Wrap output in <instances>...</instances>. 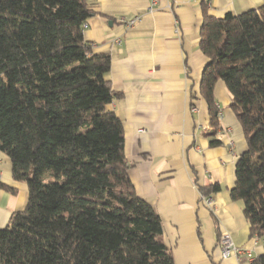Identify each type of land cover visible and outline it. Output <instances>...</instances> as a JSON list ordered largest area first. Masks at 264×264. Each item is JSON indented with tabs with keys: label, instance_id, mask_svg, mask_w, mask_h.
Wrapping results in <instances>:
<instances>
[{
	"label": "trees",
	"instance_id": "16d2710c",
	"mask_svg": "<svg viewBox=\"0 0 264 264\" xmlns=\"http://www.w3.org/2000/svg\"><path fill=\"white\" fill-rule=\"evenodd\" d=\"M95 13L87 0H0V151L28 189L0 229V264H175L159 215L129 179L122 122L106 109L110 55L83 37ZM199 34L209 144L220 143L213 89L222 80L246 142L229 197L242 201L250 234L264 237V4L204 11ZM219 189L199 187L203 196Z\"/></svg>",
	"mask_w": 264,
	"mask_h": 264
},
{
	"label": "crops",
	"instance_id": "0c3cea01",
	"mask_svg": "<svg viewBox=\"0 0 264 264\" xmlns=\"http://www.w3.org/2000/svg\"><path fill=\"white\" fill-rule=\"evenodd\" d=\"M96 11L83 29L93 53H108L106 74L115 94L106 109L123 125L128 176L138 197L159 215L162 238L175 264H250L264 254V237L250 234L243 203L231 200L235 163L246 150L231 96L217 80L219 128L210 146V119L200 91L207 58L199 49L204 11L213 17L257 8L264 0H87ZM137 18L128 25V21ZM0 229L24 209L27 184L14 180L11 161L0 151ZM219 184L202 200L199 187ZM241 248L223 258L218 236Z\"/></svg>",
	"mask_w": 264,
	"mask_h": 264
},
{
	"label": "built area",
	"instance_id": "2783aa9c",
	"mask_svg": "<svg viewBox=\"0 0 264 264\" xmlns=\"http://www.w3.org/2000/svg\"><path fill=\"white\" fill-rule=\"evenodd\" d=\"M158 0H148V10L152 11L156 7ZM137 18L129 20L127 23L131 25L135 22ZM84 28L87 27V23H84ZM201 200L207 205H212V200L209 196H201ZM218 246L221 252V256L223 258L231 257V256H239L242 253L241 248L236 247L231 238L226 233H221L218 236Z\"/></svg>",
	"mask_w": 264,
	"mask_h": 264
},
{
	"label": "rangeland",
	"instance_id": "374dc122",
	"mask_svg": "<svg viewBox=\"0 0 264 264\" xmlns=\"http://www.w3.org/2000/svg\"><path fill=\"white\" fill-rule=\"evenodd\" d=\"M52 180L50 176H47L46 181Z\"/></svg>",
	"mask_w": 264,
	"mask_h": 264
}]
</instances>
